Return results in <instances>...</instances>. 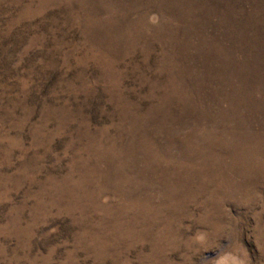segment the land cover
Segmentation results:
<instances>
[{
	"label": "rangeland",
	"instance_id": "rangeland-1",
	"mask_svg": "<svg viewBox=\"0 0 264 264\" xmlns=\"http://www.w3.org/2000/svg\"><path fill=\"white\" fill-rule=\"evenodd\" d=\"M0 264H264V0H0Z\"/></svg>",
	"mask_w": 264,
	"mask_h": 264
}]
</instances>
